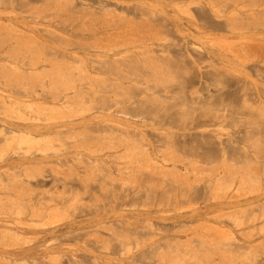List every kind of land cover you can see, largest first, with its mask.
<instances>
[{
	"label": "rangeland",
	"instance_id": "rangeland-1",
	"mask_svg": "<svg viewBox=\"0 0 264 264\" xmlns=\"http://www.w3.org/2000/svg\"><path fill=\"white\" fill-rule=\"evenodd\" d=\"M263 191L264 0H0V264L243 246Z\"/></svg>",
	"mask_w": 264,
	"mask_h": 264
},
{
	"label": "bare ground",
	"instance_id": "bare-ground-1",
	"mask_svg": "<svg viewBox=\"0 0 264 264\" xmlns=\"http://www.w3.org/2000/svg\"><path fill=\"white\" fill-rule=\"evenodd\" d=\"M264 192V191H263ZM262 192V193H263ZM242 194H243V192H242ZM264 194V193H263ZM261 195V194H260ZM238 196L240 197V195H239V193H238ZM246 195H244V197H245ZM259 196V195H258ZM257 195L255 196L256 198L258 197ZM264 196V195H263ZM243 196H241V198L243 199L244 198ZM260 197V196H259ZM238 197H236L235 199H237ZM245 198H247L248 200H249V198L246 196ZM250 198H252L253 199V196L252 197H250ZM261 198V197H260ZM260 198L258 199L257 198V200H259L258 202H260V203H257V201H255V199H254V201H249V202H256L257 204H255V205H258L259 206V213H257L258 212V210L255 208V206H254V209H256L257 210V212H255L254 214L252 213V210H254L253 209V207L250 209V212L252 213L251 214V216H249L250 218H249V220H247L248 222L246 223V221H245V225L246 226H248V227H245L246 229L248 228L249 229V231L247 230V231H242L243 229H241L240 230V232H242V233H240L239 232V234H243V233H247V240H246V242H245V245L243 244V246L241 245V240H240V245L241 246H239V241H237V243L236 244H233V245H235V247L233 248V246L231 247V249H230V246L229 245H227L229 248H226L225 246H223L221 243H222V241L221 242H218L217 244H215L216 243V241L214 240V238L212 239V240H214L213 242H215V243H213V244H215V245H218V246H216L217 248H216V252L215 253H211V251L212 250H210L211 248H209V245L208 244H210V243H208L206 246H202V247H207L208 246V250L210 251H208L207 249H205V251H203L202 250V252L200 251V249L198 250V251H196V249H194L195 247L194 246H192V247H194V248H192L191 246H189V247H191V249L189 250V251H187L186 253H181L180 255H181V258L179 257V258H177V257H175V258H177V259H175V260H170V262L168 263V264H236L238 261V263L240 264V261L242 260V259H245L247 256H248V254H250L251 252H252V249H254L255 248V244L256 243H260L262 240H264V199H262L261 198V200H260ZM264 198V197H263ZM238 199H240V198H238ZM251 199V200H252ZM241 200V199H240ZM240 200H238V201H240ZM244 200V199H243ZM243 200H241L240 202H241V205L243 204V202H245V204H247L248 202V200L246 201V199H245V201H243ZM235 201H237V200H235ZM225 202V201H224ZM228 202V201H227ZM227 202H226V204H227ZM233 205H234V203H233V201L231 202ZM251 203V204H252ZM223 204V203H222ZM229 204V203H228ZM227 204V205H228ZM232 204H231V206H230V208H232ZM237 205L239 204V202H237L236 203ZM249 204V203H248ZM248 204H247V206H248ZM240 205V204H239ZM240 205V206H241ZM252 206H253V204H252ZM225 208H227V206H224ZM223 207V208H224ZM238 207V206H237ZM242 207H244V205L242 206ZM221 208H222V206H221ZM245 208V207H244ZM243 208V209H244ZM247 208V207H246ZM228 209H229V207H228ZM237 209H239V207L237 208ZM223 210V209H222ZM225 210V209H224ZM240 213H241V207H240ZM239 210H237V212H239ZM248 210V209H247ZM234 211V210H233ZM244 211H246V210H243L242 212H244ZM255 211V210H254ZM231 213L232 212V209L230 210V212L229 211H226V213ZM222 213H223V211H222ZM224 213H225V211H224ZM225 213V214H226ZM233 214H235V212L233 213ZM236 214H238V213H236ZM223 216V215H222ZM230 216H232L231 214H230ZM241 216V215H240ZM225 217H226V215H225ZM236 217V216H235ZM233 218V221L235 222V224H237L238 225V227H240V228H242L241 226V219H239L238 218V216L236 217V218ZM229 218V217H228ZM231 218V217H230ZM227 219V218H226ZM248 219V218H247ZM222 221H224L223 219H222ZM226 221H228L227 223H229L230 221L227 219ZM225 221V222H226ZM222 223H224V222H222ZM231 223V222H230ZM233 223V222H232ZM249 223V224H248ZM242 224H244V221H243V223ZM234 225V224H233ZM240 225V226H239ZM245 225H243V227L245 226ZM224 226V225H223ZM235 226V225H234ZM230 227V226H229ZM233 226H231V228H232ZM238 227H237V229H238ZM244 228V229H245ZM234 229V228H233ZM233 229H231V230H233ZM236 230V229H235ZM256 230V231H255ZM228 231H229V229H228ZM228 231H224V233L225 232H228ZM238 231H239V229H238ZM238 235V233H235V234H233L234 236H237ZM227 235H230V233L229 234H227ZM246 235V234H245ZM233 236V237H234ZM205 237V236H204ZM203 237V238H204ZM208 238H209V235L207 236ZM211 237V236H210ZM224 237H226L225 239H228L227 238V236L226 235H224ZM223 237V238H224ZM219 239H220V235H219ZM235 239V238H234ZM212 240H209V241H211L212 242ZM221 240V239H220ZM228 240H230V239H228ZM232 240V239H231ZM236 240V239H235ZM245 240V239H244ZM203 241H205L204 239H203ZM203 241H200V242H203ZM208 241V240H207ZM208 241V242H209ZM226 241V240H225ZM224 241V239H223V243L225 242ZM260 241V242H259ZM200 242H199V244H200ZM206 242V241H205ZM228 242V241H227ZM226 242V243H227ZM236 242V241H235ZM219 243L223 246V247H219ZM229 243V242H228ZM227 243V244H228ZM230 243H233V241L232 242H230ZM194 244V243H193ZM212 244V245H213ZM237 244H238V246H237ZM196 245V244H195ZM232 245V244H231ZM258 245V244H257ZM257 245H256V247H257ZM245 246V248L243 249V250H241L243 247ZM247 246V247H246ZM207 250V251H206ZM250 250V251H249ZM200 251V252H199ZM249 251V252H248ZM174 259V258H173ZM251 260V259H250Z\"/></svg>",
	"mask_w": 264,
	"mask_h": 264
}]
</instances>
